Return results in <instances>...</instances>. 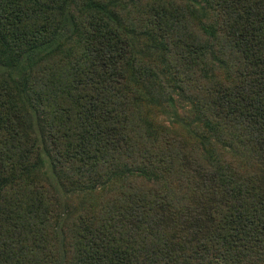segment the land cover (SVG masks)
I'll return each mask as SVG.
<instances>
[{"label":"trees","instance_id":"1","mask_svg":"<svg viewBox=\"0 0 264 264\" xmlns=\"http://www.w3.org/2000/svg\"><path fill=\"white\" fill-rule=\"evenodd\" d=\"M0 69V264H264V0H0Z\"/></svg>","mask_w":264,"mask_h":264},{"label":"rangeland","instance_id":"2","mask_svg":"<svg viewBox=\"0 0 264 264\" xmlns=\"http://www.w3.org/2000/svg\"><path fill=\"white\" fill-rule=\"evenodd\" d=\"M0 71H4V69H0ZM13 71V70H12ZM14 72V75H19V71H13ZM16 72V73H15ZM44 171L46 172V173H48L49 174V176H51V174H50V171H49V168H48V163H46V165L44 166ZM65 197V199H66V196H64Z\"/></svg>","mask_w":264,"mask_h":264}]
</instances>
